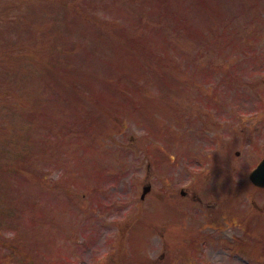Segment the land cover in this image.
Masks as SVG:
<instances>
[{"label":"rangeland","instance_id":"374dc122","mask_svg":"<svg viewBox=\"0 0 264 264\" xmlns=\"http://www.w3.org/2000/svg\"><path fill=\"white\" fill-rule=\"evenodd\" d=\"M263 87L264 0H0V264H264V216L178 165Z\"/></svg>","mask_w":264,"mask_h":264},{"label":"flooded vegetation","instance_id":"af4514ba","mask_svg":"<svg viewBox=\"0 0 264 264\" xmlns=\"http://www.w3.org/2000/svg\"><path fill=\"white\" fill-rule=\"evenodd\" d=\"M241 131L244 134V167L241 168L244 182L245 205L264 214V185L252 182L251 172L264 156V112L247 115Z\"/></svg>","mask_w":264,"mask_h":264}]
</instances>
